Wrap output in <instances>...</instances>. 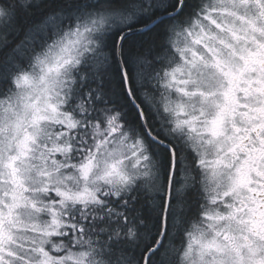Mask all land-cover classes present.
<instances>
[{
  "label": "snow or ice",
  "instance_id": "6c2138e0",
  "mask_svg": "<svg viewBox=\"0 0 264 264\" xmlns=\"http://www.w3.org/2000/svg\"><path fill=\"white\" fill-rule=\"evenodd\" d=\"M0 264H264V0H0Z\"/></svg>",
  "mask_w": 264,
  "mask_h": 264
}]
</instances>
